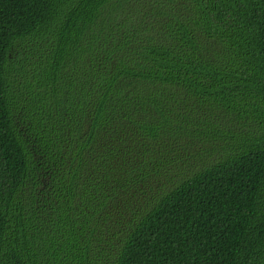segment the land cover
Listing matches in <instances>:
<instances>
[{
	"label": "trees",
	"instance_id": "obj_1",
	"mask_svg": "<svg viewBox=\"0 0 264 264\" xmlns=\"http://www.w3.org/2000/svg\"><path fill=\"white\" fill-rule=\"evenodd\" d=\"M0 264H264V0H0Z\"/></svg>",
	"mask_w": 264,
	"mask_h": 264
}]
</instances>
